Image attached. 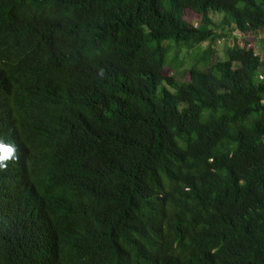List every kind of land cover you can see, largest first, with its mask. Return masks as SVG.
Wrapping results in <instances>:
<instances>
[{
    "label": "trees",
    "instance_id": "16d2710c",
    "mask_svg": "<svg viewBox=\"0 0 264 264\" xmlns=\"http://www.w3.org/2000/svg\"><path fill=\"white\" fill-rule=\"evenodd\" d=\"M5 147L0 264H264V0H0Z\"/></svg>",
    "mask_w": 264,
    "mask_h": 264
},
{
    "label": "rangeland",
    "instance_id": "374dc122",
    "mask_svg": "<svg viewBox=\"0 0 264 264\" xmlns=\"http://www.w3.org/2000/svg\"><path fill=\"white\" fill-rule=\"evenodd\" d=\"M214 18L216 20V22H220L222 19H223V16H217V15H214ZM185 19L187 22L191 23V24H194L196 27L200 26L201 25V18L200 16L196 15L193 11H187L186 12V16H185ZM252 38V35L249 36V39ZM231 42L230 40H221L219 42H217L216 46L214 47V49L216 51H218V55L216 57V59H221L225 56L226 54V49L228 46L231 45ZM255 45L258 46L259 43L257 41H255ZM191 52H183L182 54L178 55V57L180 58V60L183 62L186 60V67L185 69H182L181 72H184L186 69H189L192 64H193V58H191ZM174 56L176 54H173ZM167 75H172V72L170 69H167Z\"/></svg>",
    "mask_w": 264,
    "mask_h": 264
},
{
    "label": "clouds",
    "instance_id": "9594fccd",
    "mask_svg": "<svg viewBox=\"0 0 264 264\" xmlns=\"http://www.w3.org/2000/svg\"><path fill=\"white\" fill-rule=\"evenodd\" d=\"M4 151V155L3 156H0V162L6 160V159H10L11 158V154L13 153L14 149H12L11 147H5L3 149ZM0 167H7L6 164H2L0 163Z\"/></svg>",
    "mask_w": 264,
    "mask_h": 264
}]
</instances>
